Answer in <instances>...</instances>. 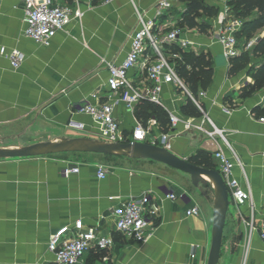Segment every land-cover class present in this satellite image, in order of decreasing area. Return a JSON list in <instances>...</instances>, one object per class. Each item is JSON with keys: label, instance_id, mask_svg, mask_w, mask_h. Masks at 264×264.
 I'll use <instances>...</instances> for the list:
<instances>
[{"label": "crops", "instance_id": "0c3cea01", "mask_svg": "<svg viewBox=\"0 0 264 264\" xmlns=\"http://www.w3.org/2000/svg\"><path fill=\"white\" fill-rule=\"evenodd\" d=\"M57 1L66 6L76 2ZM158 1L77 0L83 18L73 20L51 46L44 47L25 36V6L18 0H0V50H18L24 56L21 66L14 69L0 52V148L72 138L97 140L99 125L79 108L105 86L109 77L106 62L119 64L126 58L137 28V11L153 17ZM222 13L210 22L215 31ZM186 37L196 44L198 53H210L214 60L222 55L221 46L209 34L188 30ZM229 67L215 66L203 106L215 124L226 130L244 165V169L236 167L233 176L243 186L250 185L254 202L244 206L231 202L219 264H264V124L260 122L264 90L241 98L240 89L252 80L241 72L229 77ZM130 77L135 85L145 83L135 71ZM181 92L166 86L162 93L163 108L182 119L172 152L187 159L199 151L210 153L219 169L214 158L218 143L195 129L186 131L184 121L190 118L200 124L201 117L182 114L188 98ZM115 116L125 134H130L137 120L135 109L117 105ZM70 121L84 124L85 130L69 128ZM224 153L232 157L227 148ZM69 155L0 160V264H55L48 249L49 237L77 220L115 240L109 250L89 252L86 264H208L215 204L210 182L201 185L214 194V202L202 207L173 179L179 176L191 181L190 176L166 165L115 157L106 179L100 180L97 163H75ZM158 165L177 174L160 175ZM74 167L80 172L64 175L65 169ZM144 194L161 211L148 227V241L137 242L116 230L113 210L122 201ZM172 194L176 199L167 198ZM196 204L201 206V214L187 216Z\"/></svg>", "mask_w": 264, "mask_h": 264}, {"label": "built area", "instance_id": "2783aa9c", "mask_svg": "<svg viewBox=\"0 0 264 264\" xmlns=\"http://www.w3.org/2000/svg\"><path fill=\"white\" fill-rule=\"evenodd\" d=\"M18 1L25 6V36L44 47L51 46L58 33L65 31L73 20H81L84 16L77 0L75 6H66L57 0ZM229 1L224 0L225 6L216 39L228 64L242 52L251 51L256 44L255 41H250L244 48L239 47L238 33L245 25V20L233 17L228 6ZM175 6V0H159L153 17H149L146 12L137 11V28L130 37V50L126 58L119 64L106 62L109 77L105 86L93 92L80 106L79 112L90 116L99 125L97 140L109 144L140 142L172 151V140L179 136L175 130L182 122L177 114L167 111L170 119L168 132L157 131V121L151 119L147 127L136 120L133 131L125 134L115 116V108L122 104L127 110L134 111L142 101H150L163 107V90L166 86H173L184 92L202 114L200 124H195L190 118L184 121L186 131L195 129L218 143L214 158L228 188L230 201L238 206L253 205L254 196L250 185L243 186L233 176L234 169H244V165L235 155L226 130L219 128L204 109L203 100L208 96L207 91L200 90L193 94L172 64L173 60L179 58V52L172 51L174 47L198 53L196 44L186 37L188 30L179 26L181 18L171 14ZM179 11L185 12L184 9ZM165 16L167 18L161 21ZM228 18L230 20L226 22ZM0 52L10 60L14 69H18L24 61L23 54L18 50L8 51L2 47ZM132 71L141 76L145 83L135 85L130 77ZM260 122L264 124V118ZM68 127L85 130L84 124L75 121H70ZM224 148L232 153V157L224 153ZM79 172V167L67 168L64 175L70 176ZM107 175L108 167L97 165L98 179L104 180ZM167 198L174 200L176 196L172 194ZM251 208L253 210V206ZM160 211V207L151 202L148 194L130 197L113 210L115 228L124 237L146 242L151 237L148 227ZM200 214L198 204L187 211V216ZM248 226L254 230L251 223ZM262 238L264 239V234ZM114 244L112 236L103 235L96 227H87L83 220H77L55 230L49 237L48 249L54 255L55 264H86L85 258L89 252H103ZM192 257L195 258V255Z\"/></svg>", "mask_w": 264, "mask_h": 264}, {"label": "trees", "instance_id": "16d2710c", "mask_svg": "<svg viewBox=\"0 0 264 264\" xmlns=\"http://www.w3.org/2000/svg\"><path fill=\"white\" fill-rule=\"evenodd\" d=\"M228 6L231 8L233 17L239 19L245 20L252 12H256L257 22L253 24V30L259 29L264 25V0H230ZM183 8L185 12H181V16H179L177 4L171 12V14L181 18L180 25L183 24V27L187 30H197L200 34L208 35L213 27L211 23L204 21V18H215L218 16V8L215 5H206L205 0H190L185 3ZM166 18L167 16L163 17L161 21H164ZM228 20L230 18L226 22ZM248 24L245 21L243 29ZM172 51L179 52L182 56L180 64L176 69L193 94H197L200 90H206L212 85L215 74V60L212 54L184 51L177 47L172 48ZM257 57H264V37L256 42L251 51L242 52L241 55L230 61L229 77H234L246 70L250 61ZM249 74H251L254 81V87H264V60L257 68H251ZM181 112L183 115L189 117L199 118L202 116L190 99L186 100V103L181 108ZM135 116L145 127H147L151 119H155L158 124L157 131H169V114L165 108L158 104L142 101L135 108ZM108 157L121 158V156ZM188 161L197 166L218 171L213 156L210 153L199 151L189 157Z\"/></svg>", "mask_w": 264, "mask_h": 264}, {"label": "water", "instance_id": "95a60500", "mask_svg": "<svg viewBox=\"0 0 264 264\" xmlns=\"http://www.w3.org/2000/svg\"><path fill=\"white\" fill-rule=\"evenodd\" d=\"M217 68L227 67L224 56L215 58ZM60 154H94L121 156L134 160H151L188 174L194 187L210 182L215 191L212 244L208 264H219L223 246L224 229L230 212L228 188L217 170L207 169L168 151L146 143L109 144L91 138L62 139L59 142H42L22 148H0V160L29 159Z\"/></svg>", "mask_w": 264, "mask_h": 264}, {"label": "rangeland", "instance_id": "374dc122", "mask_svg": "<svg viewBox=\"0 0 264 264\" xmlns=\"http://www.w3.org/2000/svg\"><path fill=\"white\" fill-rule=\"evenodd\" d=\"M190 0H175L176 4L178 5L179 9H182L183 6L185 5V3L189 2ZM206 5H215L216 8H218L219 13L221 12V10L224 9L223 3L224 0H205ZM222 3V4H221ZM179 16H181V11H179ZM218 13V15H219ZM257 15L256 12H252L248 18H245V21L248 22V26L243 28L239 31L238 33V42H239V47L240 48H244L250 41H255L257 42L260 38L264 37V25L262 27H260L259 29L253 30L252 26L255 22H257L256 20ZM213 19L215 18H204V21L207 22H212L213 24ZM218 20H216V24L218 25ZM179 26L182 29H185L183 27V24H179ZM217 30L215 31V29L213 28L211 30V32L209 33V37H213V39H217ZM223 56V55H222ZM182 59L181 54L179 53V58L176 60L172 61V64L177 68V66L180 64V61ZM264 60V57H257V58H253L250 63L248 64V68L244 71L241 72L242 73H246L248 75V77L251 78L252 83L249 86H242V88L240 89V96L241 98H247V97H251L253 94L258 93L262 90H264V87H254V81L251 77V74H249V71L251 70V68H257L260 63H262ZM240 74V73H239ZM183 95L186 96V94L184 92H181ZM232 100V99H230ZM68 158L72 161V162H79V163H86V162H93V163H97V165H103V166H110L111 164H113L114 162H116L115 158L113 157H108V156H103V155H95L93 157H88L86 155L83 154H72L69 155ZM158 171L157 173H159L160 175H165L168 176L169 174H177V172L172 171L170 169H168L167 167H164L162 165H158L157 167ZM178 184L179 186L183 187L184 190H187L189 192V194L198 202L200 203V205L202 207H205L206 205H211L212 206V202H214V194H212L208 188H206L204 185H200L198 187V189H196L193 184L191 183V181H189L188 179H184L182 177H174L173 178ZM215 192V191H214ZM200 206V207H201Z\"/></svg>", "mask_w": 264, "mask_h": 264}]
</instances>
